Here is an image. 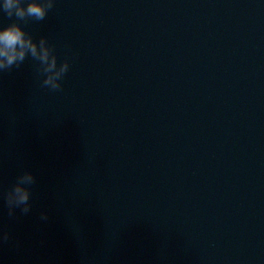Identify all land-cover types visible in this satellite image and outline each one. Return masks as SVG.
<instances>
[{"label": "clouds", "instance_id": "clouds-1", "mask_svg": "<svg viewBox=\"0 0 264 264\" xmlns=\"http://www.w3.org/2000/svg\"><path fill=\"white\" fill-rule=\"evenodd\" d=\"M55 0H2L0 13L15 20L0 28V72L19 68L29 57L38 62L37 72L42 76L41 87L50 91L61 90V80L69 70V62L64 60L58 63L54 46L50 45L46 37L41 36L35 40L31 34L19 23L29 20L42 21L49 10L54 7ZM35 183L34 175L25 171L19 175L15 183L3 194L9 215L14 214V209L27 214L30 211V187ZM46 219L45 217H42ZM5 239L7 237L5 236Z\"/></svg>", "mask_w": 264, "mask_h": 264}]
</instances>
